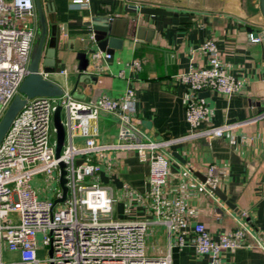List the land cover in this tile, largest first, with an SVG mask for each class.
Listing matches in <instances>:
<instances>
[{"label":"crops","instance_id":"obj_1","mask_svg":"<svg viewBox=\"0 0 264 264\" xmlns=\"http://www.w3.org/2000/svg\"><path fill=\"white\" fill-rule=\"evenodd\" d=\"M40 1L46 22L49 5L55 27L60 29L55 58L60 60L56 66L61 72L45 78L79 101L101 94L117 97L129 78L136 100L133 117L137 128L153 140L188 132L184 119L188 92L174 78L191 67L203 66L206 57L199 46L206 39L214 41L227 73L239 78L243 86L231 95L201 91L199 98L209 111L199 128L238 124L220 136L183 141L165 150L168 175L160 191L163 210L160 215L147 203L134 202L126 196L128 191L139 195L147 189V162L140 161L134 154L110 153V167H103L97 179L110 190L117 213L114 219L147 222L144 234L147 255L160 256L167 252L169 264H205L206 256L197 254L191 245V225L202 223L214 239L220 233L243 225L260 247L241 246L225 251L220 264H264V117L260 118L263 113L259 112L264 104V42L249 40L245 30L246 27L264 30L259 0H87L79 5H71L72 0ZM126 4L168 13L125 12ZM96 15L112 18L111 31L122 37L121 47L110 53L99 74L89 73L88 69L79 73L75 52L67 49L80 46V40L89 36L90 28L83 22ZM36 20L35 14L32 46L39 33ZM96 50L92 44L86 56ZM131 59L140 60L137 72L126 70L125 65ZM92 123L96 142L116 140L115 112L101 111ZM51 136L55 139V133ZM67 141L65 135L63 142ZM71 141L78 145L82 138L74 135ZM209 165L215 167L213 188L224 195L235 211L211 189L205 188L196 175L205 177ZM178 200L186 205V226L179 231L163 223L167 211ZM177 232L183 237L182 245L176 243ZM245 242L249 243L250 238Z\"/></svg>","mask_w":264,"mask_h":264},{"label":"built area","instance_id":"obj_2","mask_svg":"<svg viewBox=\"0 0 264 264\" xmlns=\"http://www.w3.org/2000/svg\"><path fill=\"white\" fill-rule=\"evenodd\" d=\"M87 0H72L71 5ZM35 7L33 0H0V118L13 96L18 93L27 66L35 35ZM249 40L257 37L248 34ZM199 50L205 55L203 66L189 68L177 74L175 81L183 85L188 96L184 105V119L188 132L177 137L153 140L137 128L133 117L136 100L133 87L126 78V87L117 97L101 94L86 101L75 100L62 91L57 97L34 96L13 116L0 140V264H169V254L149 256L144 249L147 222L119 221L112 218L113 198L109 188L98 182L103 167H110V153L119 151L134 154L147 162V189L142 194L131 191L126 196L134 202H145L156 214L162 213L160 191L168 175L165 150L176 143L196 138H212L231 130L238 122L199 128L208 114V107L197 94L203 90L231 95L241 90L239 78L227 73L215 43L204 40ZM110 54L99 50L87 56L86 70L99 74ZM128 72L140 69V60L131 59L125 65ZM122 76L121 73H119ZM64 118L60 119L64 136L55 157L52 112L56 106ZM115 112L118 129L116 140L101 143L94 139L93 121L99 112ZM264 115V114H261ZM82 138L74 144L72 136ZM78 162V163H77ZM36 168H29L32 164ZM63 164L64 198L59 185L52 195L39 197L31 186L32 175L39 169L57 172ZM215 167L205 170V188L216 183ZM163 223L179 231L186 226V205L178 200L169 209ZM190 242L194 251L206 256L205 264H220L221 254L241 246L260 247L257 239L243 225L220 233L214 239L205 226L194 222L190 227ZM249 237L250 242L245 239ZM177 245L183 244L181 233ZM43 250L39 259L36 250ZM16 253V259L1 260V251Z\"/></svg>","mask_w":264,"mask_h":264},{"label":"water","instance_id":"obj_3","mask_svg":"<svg viewBox=\"0 0 264 264\" xmlns=\"http://www.w3.org/2000/svg\"><path fill=\"white\" fill-rule=\"evenodd\" d=\"M36 18H37V28L39 30L36 42L33 44L30 55L29 62L27 66L28 73L22 79L19 87L18 93L15 94L10 101L9 105L5 109L3 115L0 118V140L6 131L9 122L24 104L25 99L34 96H46V97H57L61 95L62 89L58 84L51 82L46 79L45 76L49 74H59L61 72L60 67L56 66L59 63V59L55 58L56 50L60 42V29H57L54 24L52 11L50 6H47V22L45 19L44 11L41 6L40 0H33ZM259 10L264 20V0H259ZM123 11L130 13H145V14H167L164 10H159L155 8L148 7H137L131 4H126L123 7ZM111 20L112 18L105 15H96L86 19L83 24L90 28V34L84 39L80 40V46L74 49H67L68 51H74V58L77 61L76 69L77 71L84 72L88 60L86 52L89 47L94 44L95 47L102 52L112 53L114 49H119L122 43V37L115 35L111 31ZM50 24V25H47ZM245 30L257 37L258 40L264 42V30L260 28H250L246 27ZM63 35L65 30L61 31ZM66 50V49H65ZM203 92L198 93V97H202ZM259 112L264 114V104L259 108ZM264 115H262L263 118ZM61 113L60 107L57 105L52 112V125L55 133V157L58 156L60 147L64 139V129L61 124ZM78 163V162H77ZM63 164L59 163V175H58V185L61 189V197L55 201H61L64 198L65 186H64V171L62 169ZM198 178L204 182L205 177ZM211 191L224 203L234 210L232 204L225 201V197L217 188H211ZM235 211V210H234Z\"/></svg>","mask_w":264,"mask_h":264},{"label":"rangeland","instance_id":"obj_4","mask_svg":"<svg viewBox=\"0 0 264 264\" xmlns=\"http://www.w3.org/2000/svg\"><path fill=\"white\" fill-rule=\"evenodd\" d=\"M37 163L34 165H30L29 168H36ZM57 172L53 171L50 168H43L37 170L33 175L31 179V186L34 188V190L37 192L39 197L44 196H50L53 194L55 189L58 186V183L56 181ZM112 218H117V213L115 210V204L112 203ZM36 256L39 259L45 258L44 252L42 249L37 248L36 250ZM16 253L13 251L5 250L3 249L1 251V260L2 261H10L16 259ZM39 264H47L43 261H41Z\"/></svg>","mask_w":264,"mask_h":264}]
</instances>
